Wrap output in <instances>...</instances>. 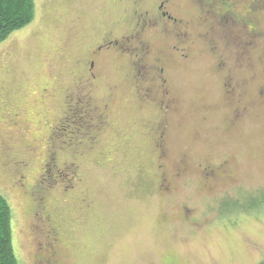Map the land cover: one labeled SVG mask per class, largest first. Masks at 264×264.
Wrapping results in <instances>:
<instances>
[{"label": "rangeland", "instance_id": "1", "mask_svg": "<svg viewBox=\"0 0 264 264\" xmlns=\"http://www.w3.org/2000/svg\"><path fill=\"white\" fill-rule=\"evenodd\" d=\"M245 1L233 0L238 11ZM34 2L33 20L0 43V191L21 263L256 264L264 210L233 214L221 199L264 187V40L243 48L245 26L231 32L177 0L168 10L188 24V42L164 22L143 31L165 65L163 102L162 76L118 48L102 49L95 78L83 77L106 33L131 32L129 0ZM155 4L139 7L152 17ZM256 20L264 32V13ZM49 247L57 262L42 261Z\"/></svg>", "mask_w": 264, "mask_h": 264}, {"label": "flooded vegetation", "instance_id": "2", "mask_svg": "<svg viewBox=\"0 0 264 264\" xmlns=\"http://www.w3.org/2000/svg\"><path fill=\"white\" fill-rule=\"evenodd\" d=\"M151 0H129V3L133 5V17L135 18V23L132 27L131 32H129L128 35H124L121 37V39H112L110 33H106L105 37L103 38V41L98 44L95 50L91 51L92 58L89 59L83 68V77L85 76L86 79H91L93 80L95 78V72H94V66H95V61L94 59L97 57V54L104 48H118L121 49L126 55H128L131 60L130 64L131 66L135 68L141 67V68H149V65L147 64L150 63L154 71L156 72V76H159L161 78V83L163 82V87L165 90L164 91V101H166V95L168 93V90L166 88V80L163 78L164 77V72H165V65L161 63L160 58H152L151 57V48L148 45L146 39H144L143 36V31L144 28L148 26V28H152L154 26H157L159 23H167L168 27L171 29L173 32L175 38L177 41L181 43H186L189 41L190 34L188 29V24H183V22L179 23L175 18H173L168 10V7L171 8L177 4V0H156V14L154 16H148L149 12L148 11H142L139 7L143 5L145 2H149ZM193 3H200L201 4V10L204 13V17L208 19L209 17L212 16H217L224 24L227 25V22L230 20H224L222 17V13L224 10L232 8L233 6L238 11L237 9V4L233 2V0H189ZM250 0L245 1L244 6L248 7V3ZM229 4V6H227ZM246 11V10H245ZM240 12V11H239ZM150 17V18H148ZM218 20V19H217ZM139 39V40H138ZM173 49V50H172ZM180 47L176 45H172L171 50L178 51ZM119 50V51H121ZM179 57L182 59H187L188 57V52H187V46H182L181 51L177 52ZM149 60H154L149 62ZM221 65V64H220ZM136 66V67H135ZM141 69H136V75H135V80H138L139 77L141 76ZM85 74V75H84ZM82 76V75H81ZM162 85V84H161ZM48 92L43 95V99H45V96L50 95V90H47ZM138 93L139 96L142 99H145L149 97V92L150 89L142 86H138ZM68 97V96H66ZM68 100V98H67ZM170 100L168 101V105H163V107H160V110L162 111L163 115L168 113V110L171 108L170 107ZM167 124L163 121L161 124H159L156 129L155 133L157 134L156 137V143L157 147L160 148V143L163 141L165 132H166ZM162 164H159V168H162ZM162 170V169H161ZM212 171L207 172V176L212 175ZM168 183V182H167ZM166 183V178L162 174L159 175V183L158 185L163 189V190H169V187ZM40 214V211L37 213ZM42 218L45 217V214L41 215ZM53 244V241H47L44 242V246H51ZM52 251H48V249H51ZM46 250V253L43 254L42 256V261L43 262H57L56 255H54L55 248L54 247H49ZM56 254V253H55Z\"/></svg>", "mask_w": 264, "mask_h": 264}, {"label": "trees", "instance_id": "3", "mask_svg": "<svg viewBox=\"0 0 264 264\" xmlns=\"http://www.w3.org/2000/svg\"><path fill=\"white\" fill-rule=\"evenodd\" d=\"M248 5V7H245L246 11L244 12L236 11L233 6V9H226L222 13V18L224 20H230V22H227V26L228 29L231 28V32H233L232 27H235L234 25L236 24L246 27L249 40H246V42L244 40L242 42L243 48H248L256 39L262 38L264 40V32L258 27L256 20V15L258 13H264V0H250ZM227 6H229V4ZM34 14V0H0V43L13 31L27 26L33 20ZM223 64V62H219L220 66ZM224 199L232 204H229L228 208L230 213H238L234 211H239V213L242 212L243 214L257 213L264 210V187L246 193L243 200L241 196H236L232 199L229 197L222 198L221 201ZM222 210L227 212L225 206ZM218 212L221 215L220 210ZM12 217L11 205L0 191V264H22L15 249L12 227L13 222L11 223ZM256 264H264V255Z\"/></svg>", "mask_w": 264, "mask_h": 264}]
</instances>
